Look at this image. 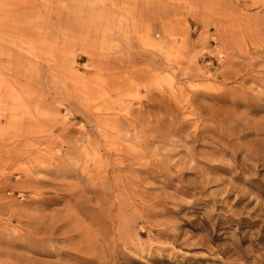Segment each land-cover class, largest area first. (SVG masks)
Returning a JSON list of instances; mask_svg holds the SVG:
<instances>
[{
  "label": "rangeland",
  "instance_id": "1",
  "mask_svg": "<svg viewBox=\"0 0 264 264\" xmlns=\"http://www.w3.org/2000/svg\"><path fill=\"white\" fill-rule=\"evenodd\" d=\"M0 264H264V0H0Z\"/></svg>",
  "mask_w": 264,
  "mask_h": 264
}]
</instances>
